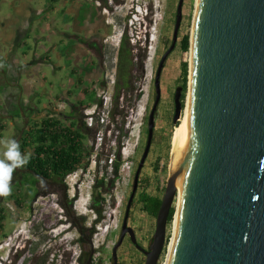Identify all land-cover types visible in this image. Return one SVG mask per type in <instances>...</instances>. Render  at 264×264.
<instances>
[{"label": "water", "instance_id": "1", "mask_svg": "<svg viewBox=\"0 0 264 264\" xmlns=\"http://www.w3.org/2000/svg\"><path fill=\"white\" fill-rule=\"evenodd\" d=\"M181 3L176 4L170 45L155 69L145 145L133 174L119 236L111 247V264H115L116 249L125 235L144 256L143 264L157 263L183 169L167 264H264V0L197 1L187 81V146L165 179L146 249L136 244L126 226L138 173L150 145L160 71L176 41ZM181 91L176 86L172 94L173 124L182 110Z\"/></svg>", "mask_w": 264, "mask_h": 264}, {"label": "rangeland", "instance_id": "2", "mask_svg": "<svg viewBox=\"0 0 264 264\" xmlns=\"http://www.w3.org/2000/svg\"><path fill=\"white\" fill-rule=\"evenodd\" d=\"M130 1L132 0H123L125 3L122 2L123 4L116 5L114 0H96L99 12L103 13L105 18L111 19L112 27L106 35V41L102 43L100 49L95 53L96 64L101 68V75L95 87L97 96H95L94 112V117L95 114H100V112L105 114L102 103L104 98L111 97L117 41L120 34L125 31L127 38L130 39L128 41L129 44L133 45L134 40L138 41L136 44H138L140 50H133V54H143L142 73L140 78L134 79L136 90L132 95L127 94L125 96L126 102H122L117 108V110L122 108L125 111L127 106L132 105V108L126 112L125 123L122 126L125 134L120 140L118 149L121 165L126 162L129 168L126 170L119 166L117 177L113 179L111 184L108 182L104 184L103 178H112L107 168V157L109 158L114 154L117 148L114 139L116 129L113 128V125L108 124L107 118L105 124L98 126L105 136L101 146L95 151L92 149L88 161H83L85 167L82 171L78 170L76 173H71L69 177L64 178L68 194L73 195L75 199L73 202L75 212L85 215L86 221L90 224H92L91 221L95 217L96 210L102 212L107 204L112 208L114 203L120 202L118 209L114 212L112 221H106V226H100L97 231L95 228L90 231L93 249L92 259L95 264H109L111 247L119 236L120 219L123 218L133 174L145 145L147 114L154 97L153 77L161 55L170 45L177 0H153V4L150 5L153 9L151 21L148 11L149 6L145 3H140L146 10V17H142L140 20L139 17L133 15V10L131 9V3L133 2L130 3ZM197 1L183 0L182 2L175 45L167 54L160 71V96L153 115L150 145L139 170L136 190L127 212L126 226L132 230L136 244L143 249H146L150 243L154 229V218L140 211L136 200L141 192L158 198L162 197L165 179L170 170L172 137L179 121L173 127L174 124L171 122L173 110L172 94L174 87L181 86L180 63L182 62L186 63L187 68L183 99L184 110L189 95L187 84L189 42L187 51L182 52L179 49V40L183 35L189 37L192 34V23ZM105 3L109 6L110 12L104 6ZM6 6L4 4L1 9L5 11L7 9ZM63 75L64 73L59 72L57 76L49 80L53 92H57V85L60 84L59 78L63 77ZM46 84H48V81H46ZM46 88H48L47 85ZM137 93H139V97L135 99V94ZM90 97L91 95H88L86 101ZM110 101L111 99L106 105L108 111L110 109ZM35 103L36 101H33V103L29 102L27 107L33 106ZM80 115H82V110L78 113L77 118ZM2 118L4 119V117ZM114 121L118 125L120 122L119 116H115ZM19 125L17 123V129ZM14 129L13 126L10 134L6 130H1L0 141L14 140L16 135V130ZM86 145L89 148L88 142ZM3 151V146L0 145V159L3 158ZM94 154L99 156L96 165L94 164ZM178 158L180 159V157ZM91 160H93V163ZM24 177L26 178V176ZM116 179L117 181H115ZM100 181L102 186L94 188ZM102 190L105 192H101L99 197L98 193ZM20 192L23 191L21 190ZM107 194L110 195L109 198ZM59 197L58 194L55 195L54 193H49L45 197H38L32 201L21 197L18 199V206L6 199L0 201L3 217L2 223H0V258L2 261L6 260L11 264H80L76 259L79 254V248L73 243L76 233L67 227L65 216L61 212L60 206L57 205ZM92 199L94 200L93 202ZM177 204L178 199L176 198L170 208V210L172 209V215L165 227V244L156 264H165L168 245L173 234L172 219H174L173 214L174 211L176 212ZM27 233L32 237L33 241H27L25 246L20 248V250L18 249L17 253L22 249L23 251L13 260L12 256L14 254L12 253L13 249L9 250L10 245H17L20 242L21 246L23 244L21 234L25 235ZM94 233H96L95 238H93ZM115 257L116 264H143L144 262V256L130 243L127 235L124 236L117 247Z\"/></svg>", "mask_w": 264, "mask_h": 264}, {"label": "crops", "instance_id": "3", "mask_svg": "<svg viewBox=\"0 0 264 264\" xmlns=\"http://www.w3.org/2000/svg\"><path fill=\"white\" fill-rule=\"evenodd\" d=\"M111 27L96 0H0V131L18 123L8 114L13 105L29 123L53 115L68 122L93 105L86 99L101 75L95 53ZM59 72L53 92L49 80ZM55 101L65 107L55 111Z\"/></svg>", "mask_w": 264, "mask_h": 264}, {"label": "trees", "instance_id": "4", "mask_svg": "<svg viewBox=\"0 0 264 264\" xmlns=\"http://www.w3.org/2000/svg\"><path fill=\"white\" fill-rule=\"evenodd\" d=\"M128 41H130V39L127 38L125 31H123L119 36L115 51L110 109L106 115L108 118V124L113 125V128L116 129V135H114V139L117 145L116 151L111 155L110 159V173L112 178L106 179V182L109 184H111L113 179L117 177L118 169L121 164L118 149L120 140L125 134L123 132L122 126L125 123L126 112L128 109L132 108V105L127 106L125 111L122 108L117 110V108L122 102H126L125 96L127 94L132 95L136 90L134 87V79L140 78L142 73L143 54H133V50H140L138 44H136L138 41L134 40L133 45L129 44ZM179 49L182 52L187 51V35H183L180 38ZM190 49L191 34L189 36L188 72ZM186 69V63H180V84L182 88L180 96L181 109L183 107ZM90 95V98L93 99V104H95V93ZM138 97L139 93L135 94V99ZM19 111L21 114H23L22 117L20 116ZM24 111L25 109L23 107H17L15 105H13L8 111V114L11 115V118L15 119L20 124L18 129L16 128L17 123L14 126V130H16L14 140H16L19 133H21L17 142L20 145L21 154L28 157L27 163L22 167L30 172V174H25L14 170L12 174V180L10 184L11 194L7 197H3V199L11 201V203L16 206H18V199L21 197L32 201L33 198L38 195H44L53 192L48 189L47 185L36 180L34 176H39L41 180L61 181L66 175L74 172L77 168L82 171L85 167L83 165V161L85 158L88 159L92 152V146L89 145L88 148V145L86 144L87 142L89 143V141H93L94 134L98 130V126L86 128L82 123V115L68 122L65 121L67 119H61L58 115H53L40 120L39 122L29 123L27 121V116L24 115ZM115 116H119L120 122L118 125L116 121H114ZM23 120L26 122L25 126H23ZM175 126L176 123L173 125V127ZM103 138L105 140L104 133ZM98 160L99 156L94 154L95 165L98 163ZM24 176H26V178ZM100 186H102L101 181L98 185H95L94 188H98ZM21 190L23 192H20ZM101 192L105 191H100L98 193L99 197L101 196ZM136 201L137 204H139L140 211L152 218L155 217L160 204V198L148 195L145 192H141L138 194ZM58 204L61 206L60 200ZM0 212H2V210H0ZM96 213L99 214V211L96 210ZM171 215L172 209L169 211L167 222L170 221ZM2 219L3 217L0 215V222Z\"/></svg>", "mask_w": 264, "mask_h": 264}, {"label": "flooded vegetation", "instance_id": "5", "mask_svg": "<svg viewBox=\"0 0 264 264\" xmlns=\"http://www.w3.org/2000/svg\"><path fill=\"white\" fill-rule=\"evenodd\" d=\"M114 1H115L116 5H121V4L125 3V2H123V0H114ZM177 1H176V4H177ZM131 2H134V0L130 1V3ZM139 2L141 4L145 3L147 6H149L148 11H149V17H150V21H151V18L153 16V9H152V7H150V5L153 4V0H139ZM182 2H183V0H182ZM104 6H106L109 9V6H107V3H105ZM181 6H182V3H181ZM110 11L111 10L109 9V12ZM129 13H131V12H129ZM175 14H176V5H175V10H174L173 23L175 20ZM106 38H107V36H105V38H103L102 41L105 42ZM170 42H171V40H170ZM17 169L18 170H15V171H17L19 173L30 174V172L28 170H26L24 167H20ZM38 181L42 184L47 185L48 189L53 191V192H51L52 194L54 193L55 195L58 194L60 196L59 200L61 201V206L58 203H57V205L60 206L61 212L65 216V219L67 221V227L70 230L75 231V233H76V236H75L74 242H73L79 248V254L77 255L76 259L79 261L80 264H85L87 258L90 257L89 258V264H95L93 262V259H92L93 249H92V245H91L92 241H91V232L90 231L92 230V228H95L97 219L93 220L94 219L93 218L91 221L92 224H90L86 221L85 215H81V214H78L75 212L74 206H73V202L75 199H74L73 195L68 194V189H67L66 183L64 182V178L61 181H58V180L51 181V180H41V179ZM63 193H64V196H63ZM47 194H49V193H47ZM47 194L38 195L35 198H33V200L38 198V197H45ZM2 199H3V197H0V201H2ZM59 200L57 202H59ZM93 201L94 200L92 199V202ZM92 211H94V210H92ZM100 212L101 211L99 210V215L98 216L96 215L99 218H100ZM95 213H96V211H95ZM0 215H2V212H0ZM121 221H122V219H120L119 227L121 226ZM0 223H2V222H0ZM22 241H23V244H22V247H23V246H25V243L27 241L32 242L33 239L32 240L31 239H22ZM20 247L21 246L18 247L17 245L13 244V247L11 249H9V250L13 249V252H12L14 254V255L12 254L13 260L16 257H18L21 254V252L23 251V249H22L21 251H19L17 253V250L18 249L20 250ZM0 262H1V264H11L9 261H6V260L2 261L1 258H0ZM35 263H37V262H35ZM111 263H112V261H111L110 255H109V264H111ZM115 264H116V261H115Z\"/></svg>", "mask_w": 264, "mask_h": 264}, {"label": "built area", "instance_id": "6", "mask_svg": "<svg viewBox=\"0 0 264 264\" xmlns=\"http://www.w3.org/2000/svg\"><path fill=\"white\" fill-rule=\"evenodd\" d=\"M131 38H132V36H131ZM95 96H97V93H95ZM109 99L110 98H108V97L104 98L103 103H102V106H103V109H104L106 115L108 113V107L106 105L109 103ZM64 107H65V103L62 101H55L53 104V109L55 111L61 110ZM94 112H95V104L90 105L88 107H85L82 110V116H83L82 123L84 124V126L86 128H91L93 126H102L103 124H105L106 119H107L106 115L103 112H100V114H95V117H94ZM103 140H104L103 133L98 128V130L94 134L93 141L89 142L88 144L91 145L92 149L95 151L101 146V144L103 143ZM110 159H111V156L107 159V163H108L107 168L109 170L108 171L109 173H110ZM84 161L87 162L88 159L85 158ZM91 161L93 163V160H91ZM120 166H122L126 170L129 168V166L126 162L122 163V165L120 164ZM78 170H79V168H77L74 172H72V174L76 173V171H78ZM70 175H71V173L66 175L64 178H67ZM117 179L115 181H117ZM103 180L105 182L104 184H106L107 183L106 179L103 178ZM107 197L109 198L110 195L107 194ZM119 204H120V202L114 203L112 208L107 204V206L104 207V210L102 212H100V218L97 217L99 215L98 213H95L97 216L94 214L95 217H93L94 218L93 220L97 219V222L95 225L96 231L100 229V226H102V227L106 226V224H105L106 221H112V219H114V212H115V210L118 209ZM95 235H96V233H94L93 238H95ZM93 238H92V240H93Z\"/></svg>", "mask_w": 264, "mask_h": 264}, {"label": "clouds", "instance_id": "7", "mask_svg": "<svg viewBox=\"0 0 264 264\" xmlns=\"http://www.w3.org/2000/svg\"><path fill=\"white\" fill-rule=\"evenodd\" d=\"M131 9L133 10V15L139 17L140 20L142 17H146V10L140 4L139 0H134V2L131 3ZM0 145H2L4 149L2 152L3 158L0 159V197H7L11 194L10 184L14 170L24 166L28 161V157L21 154L20 145L15 140L0 141ZM21 237L22 239L32 240V237L28 233L25 235L21 234ZM17 246L19 247L20 244L18 243ZM12 247L13 244L10 245L9 249ZM20 248H22V245Z\"/></svg>", "mask_w": 264, "mask_h": 264}, {"label": "bare ground", "instance_id": "8", "mask_svg": "<svg viewBox=\"0 0 264 264\" xmlns=\"http://www.w3.org/2000/svg\"><path fill=\"white\" fill-rule=\"evenodd\" d=\"M191 36H192V34H191ZM189 58H190V69H191L192 42H191V49H190ZM188 116H189V95L187 97V104H186L185 110L184 109L181 110L180 117H179L180 119L178 121L177 126L174 129L172 142H171L170 170L173 169L177 165V163L179 161L178 157H181V153L183 152V150L187 146V130H188V125H189ZM183 175H184V169L181 172V174L177 180V183H176L177 193H176L175 199L179 198L181 184H182V180H183ZM173 204H174V201H173ZM175 216H176V212L174 214V219H173V230H174ZM171 239H170V242L168 245V252H167L165 264H167V261H168Z\"/></svg>", "mask_w": 264, "mask_h": 264}]
</instances>
